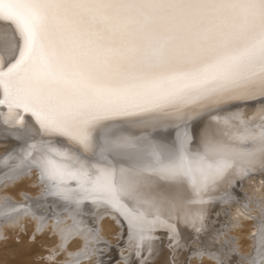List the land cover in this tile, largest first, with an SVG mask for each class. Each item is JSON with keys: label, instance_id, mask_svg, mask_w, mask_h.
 <instances>
[{"label": "bare ground", "instance_id": "6f19581e", "mask_svg": "<svg viewBox=\"0 0 264 264\" xmlns=\"http://www.w3.org/2000/svg\"><path fill=\"white\" fill-rule=\"evenodd\" d=\"M18 47L13 29L0 25L6 61ZM5 120L0 114V155L9 142L20 147L0 156V254L31 228L30 238L51 243H37L48 254L42 263L264 264V224L240 229L249 225L243 210L264 211V152L254 151L264 136L259 99L209 111L186 127L114 121L94 158L61 138H42L30 117L24 129ZM115 238L121 244L113 255ZM27 240L19 246H31ZM172 242L190 246L175 253Z\"/></svg>", "mask_w": 264, "mask_h": 264}, {"label": "snow or ice", "instance_id": "6c2138e0", "mask_svg": "<svg viewBox=\"0 0 264 264\" xmlns=\"http://www.w3.org/2000/svg\"><path fill=\"white\" fill-rule=\"evenodd\" d=\"M0 25L19 41L0 51L5 123L30 117L85 156L114 121L179 128L264 103V0H0Z\"/></svg>", "mask_w": 264, "mask_h": 264}, {"label": "rangeland", "instance_id": "374dc122", "mask_svg": "<svg viewBox=\"0 0 264 264\" xmlns=\"http://www.w3.org/2000/svg\"><path fill=\"white\" fill-rule=\"evenodd\" d=\"M235 122H237V120ZM223 129H225L224 126H223ZM233 134L236 135V136H238V135H240V132H234ZM13 139L20 143V140H21L20 137L13 136ZM255 144H256V146H255L256 149H254V151H256L258 154L264 152V136L262 138H260L259 140L255 141ZM7 145L9 147H11V148L7 149L4 153H2V155L6 154L8 152H11L13 150H17L20 147L19 144H15L14 141L7 143ZM239 148H240V145L239 144H234L233 146L230 147V149L233 150V151H237V150H239ZM2 155H0V156H2ZM258 199H261V198H258ZM251 200H253V199H251ZM262 206L264 207V204ZM97 210H99V208L96 209V211ZM38 211L41 212V213H44V214H45V212L48 213V211H46V209H43V207H39L38 208ZM243 212L247 215L246 222H247V224L249 223V225L246 226V228L244 226H241L240 229L242 231L243 230H246V229L248 231H251V230L254 231V228L257 227L259 229L260 226L262 224H264V214H263L264 211H263L262 215H260L257 212H256L257 214L256 213L255 214H252L251 212H248V211L245 212V210H243ZM258 217L260 218L259 220H258ZM209 222L214 223L212 219H210ZM251 223H253V224H251ZM208 231H211V229L209 228L208 230L207 229L204 230V233H207L208 234ZM30 232H32L31 228H26L25 230L19 231V232H17L15 234V237H16L15 240L12 241V242H10V244H8V245L6 244V246L4 247V249H2L1 254H0V264H48V263L49 264H52L53 263L52 261H48V263H46V262L42 263V260L45 259L44 257L48 256V254L44 255L43 254V250H41L42 249V246H40V245L37 244V243H41V242H42L41 244H45V243L51 244L50 241H47L45 239V237L44 236L41 237V235H39L38 236V239H36L34 241L33 238H30L29 237ZM253 233L254 234L255 233L257 234V232H253ZM165 236H166L165 241L169 242L168 240H170L171 238H169V235H167V234L164 235L163 238ZM207 237L205 238V234L203 235V238L207 239ZM263 237H264V234H263ZM27 238H28L27 241L28 242L30 241L29 244L32 243V245L30 244L31 246H28V248L26 246H23L24 248L23 247H20L21 246L20 245L21 242H24ZM115 239H117V238H115ZM43 240H45V241H43ZM174 243L175 242H172V244H169V245L170 246L171 245H174L175 247L173 249H175V250H173V251H176L175 253H180V254L182 252L183 253L186 252L184 250H186V248H188L190 246L189 244L187 246H184V245H175ZM120 244H121V240H118V242L115 245L116 247L115 246H112V248L115 250L112 253L113 255H115V253L119 249V245ZM171 247H173V246H171ZM180 247L182 249L183 248L184 249L182 250ZM229 247L230 248L231 247L233 248V245H230ZM135 248H138V246H135ZM100 250H102V249H100ZM233 254L235 255V252ZM53 255L54 254H52L50 257H52ZM57 255H58V257H60V254H57ZM26 256H28V257H26ZM137 258H138V255L134 254L133 259H137Z\"/></svg>", "mask_w": 264, "mask_h": 264}]
</instances>
